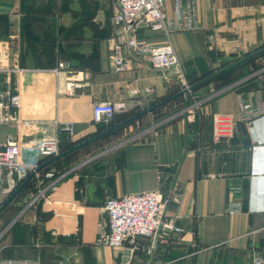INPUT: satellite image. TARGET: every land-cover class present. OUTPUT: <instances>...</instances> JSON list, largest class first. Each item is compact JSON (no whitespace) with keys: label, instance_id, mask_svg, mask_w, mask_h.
<instances>
[{"label":"crops","instance_id":"1","mask_svg":"<svg viewBox=\"0 0 264 264\" xmlns=\"http://www.w3.org/2000/svg\"><path fill=\"white\" fill-rule=\"evenodd\" d=\"M188 3L165 0L170 31L144 21L135 27L152 45L171 43L178 66L117 72L112 0H0V93L20 96L19 104L6 100L23 119L0 124V141L32 145L56 136L65 152L104 126L92 120L96 102L125 101L117 115L132 117L215 73L231 55L264 47V0H196L195 29L180 27ZM60 60L72 65L73 92L65 91L67 73L52 71ZM244 63L192 90L203 100L194 115L180 114L189 99L182 94L51 165L65 172L12 202L0 231V264H254L256 256L264 264V114L249 124L241 117L243 108L264 106V56ZM15 68L27 70L4 71ZM220 113L234 128L215 142ZM31 157L26 150L24 158ZM156 189L167 198L164 217L183 231L160 236L151 252L148 239L105 245L107 198ZM233 205L240 210L230 213Z\"/></svg>","mask_w":264,"mask_h":264},{"label":"built area","instance_id":"2","mask_svg":"<svg viewBox=\"0 0 264 264\" xmlns=\"http://www.w3.org/2000/svg\"><path fill=\"white\" fill-rule=\"evenodd\" d=\"M165 0H112V25L114 33L111 36L110 60L117 72L131 70L136 64L148 65L157 70L166 72L173 66H178L179 56L171 43L152 45L139 39L135 33L138 22H146L153 30L170 31L171 23L164 12ZM183 26L186 29L197 28V3L189 0L182 14ZM210 42L213 37H209ZM2 70V69H0ZM23 73L27 69H4ZM52 71L60 76L67 73L65 91L73 92L75 83L72 79L73 69L70 61L60 60ZM190 85L185 84L183 90L188 98H194ZM151 91V89H148ZM136 93V91H134ZM11 98L15 105L20 101L19 95H12L10 91L0 93V124L23 119L10 112L11 103L6 100ZM203 100L194 99L181 111V115H194L201 107ZM19 104V103H18ZM125 101H99L92 106V120L95 123L110 124L118 112L126 109ZM264 114V106L243 108L242 120L246 123ZM233 119L228 114H217L214 118L213 140L221 141L233 133ZM32 152L30 159H25V151ZM61 153L58 137H45L32 145H22L16 139L0 141V194L13 193L26 177L34 172V177L40 187L46 178L56 179L54 170L41 172L40 162L43 158H52ZM61 176V175H60ZM46 188L39 190L37 198L45 196ZM167 198L160 189L142 193L126 194L120 197H108L104 210L108 217V231L101 236V241L110 247H121L125 243L136 245L141 239L150 241L148 252L157 246L160 236L171 233H181L183 229L176 225L173 219L164 217ZM238 205L230 207L229 212L235 213L240 209ZM254 264H262L263 259L256 256ZM6 264H14L8 261Z\"/></svg>","mask_w":264,"mask_h":264},{"label":"water","instance_id":"3","mask_svg":"<svg viewBox=\"0 0 264 264\" xmlns=\"http://www.w3.org/2000/svg\"><path fill=\"white\" fill-rule=\"evenodd\" d=\"M262 53H264V47H262V48L258 49L257 51H255V52H253V53H251V54L239 59L238 61H236V62L224 67L223 69H220L219 71H216L215 73L207 76L206 78L198 81L197 83L191 85L189 89L190 90H194L198 86H201L202 84L212 80L213 78H215V77H217V76H219V75L231 70L232 68H234V67H236V66H238V65H240V64H242V63H244V62H246V61H248V60H250V59H252V58H254V57L258 56V55H260V54H262ZM186 92H187V90H182L179 93L175 94L174 96L169 97L168 99H164V100L160 101L159 103H157L156 105H153V106L147 108L146 110H144V111H142V112H140V113H138V114H136V115L124 120V121H121L120 123L115 124L114 126L108 128V129H106V130L94 135L93 137L87 139L86 141L76 145L72 149H69V150H67L65 152H62L59 155L53 157L50 160V162L64 157L65 155L77 150L78 148H80V147H82V146H84V145H86V144H88V143H90V142H92V141H94V140H96V139H98V138H100V137H102V136H104V135H106V134H108V133L120 128V127H122V126H124V125H126L127 123H129V122L137 119L138 117L144 115L145 113L150 112L151 110H153L157 106L165 104L167 101H169V100H171V99H173L175 97H178V96H180L182 94H185ZM41 167H39L38 169H41ZM33 176H34V172L29 174L28 177H26V179L19 184V186L13 191V193H11V195L6 199V201L0 206V212L3 211V209L6 207V205L16 196L17 193L20 192V190L26 185V183L29 181V179H31Z\"/></svg>","mask_w":264,"mask_h":264},{"label":"trees","instance_id":"4","mask_svg":"<svg viewBox=\"0 0 264 264\" xmlns=\"http://www.w3.org/2000/svg\"><path fill=\"white\" fill-rule=\"evenodd\" d=\"M246 56V55H245ZM262 56H264V53H262V54H260V55H258V56H256V57H254V58H252V59H250V60H248L247 62H245L244 64H246V63H250V62H253V61H255L257 58H259V57H262ZM239 60V59H238ZM224 65V64H223ZM228 65V63H226L223 67H225V66H227ZM243 65V64H242ZM239 66H237V67H235V68H233V69H231V70H229V71H227V72H225V73H223V74H221V75H219V76H217V77H215L213 80H211V82H217L219 79H221V78H224V77H226V76H228V75H231L237 68H238ZM197 82V80L196 81H194V83H196ZM206 84H209V82H207V83H204V84H202L201 86H204V85H206ZM201 86H198L197 88H195L194 90H196V89H198L199 87H201ZM172 95H174V94H172ZM171 95V96H172ZM174 99V98H173ZM169 102V101H168ZM168 102H166V104L168 103ZM189 102H191V100L190 99H188V104H189ZM156 104V103H155ZM166 104H162V105H160V106H158V107H156V108H154V110H157V109H159L160 107H162V106H164V105H166ZM154 105V104H153ZM153 110V111H154ZM139 112H141V111H138L137 113H139ZM130 117V115H117L116 114V116H115V118H114V120L110 123V124H108V125H106V124H104V126H100V128L98 129V133H100V132H102V131H104L105 129H108V128H110V127H112L113 125H115L116 123H119V122H121V121H123V120H125V119H127V118H129ZM132 122V121H131ZM130 122V123H131ZM122 127H124V126H122ZM122 127H120V128H122ZM119 128V129H120ZM118 129H116V130H114V132L115 131H117ZM111 133V132H110ZM106 136H108V134H106L104 137H106ZM74 145H72V147H73ZM63 151H65L64 149H63ZM70 155V154H69ZM68 156V155H67ZM50 160H51V158H43L42 160H41V162H40V167H41V169H40V171L41 172H46L48 169H50L51 168V165H53V164H55V163H58L59 161H61V159L59 158V159H57V160H55V161H52V162H50ZM65 172V170L63 169V170H60L59 172H57V171H55V173H56V176L58 177V176H60V175H62L63 173ZM28 177V176H27ZM25 180V179H24ZM23 180V181H24ZM37 181H36V177H32L31 179H29V181L26 183V185L20 190V192L19 193H17L16 194V196L6 205V207L3 209V211H5L11 204H12V202L14 201V200H16V199H18V197L19 196H21L24 192H25V190L26 189H28V188H34V186H35V183H36ZM20 184V183H19ZM19 186V185H18ZM3 211H1L0 212V214L3 212Z\"/></svg>","mask_w":264,"mask_h":264},{"label":"rangeland","instance_id":"5","mask_svg":"<svg viewBox=\"0 0 264 264\" xmlns=\"http://www.w3.org/2000/svg\"><path fill=\"white\" fill-rule=\"evenodd\" d=\"M220 56H223V55H220ZM247 56V55H246ZM239 59V56L237 55H231L229 57V59H226V60H222L220 63H219V66H221L220 69L223 68V66L228 63V64H232L234 62H236L237 60ZM224 64V65H223ZM220 69H217V71H219ZM216 72V71H215ZM192 95L194 96V98H189L191 100V102L196 99V100H200L199 98H197L195 96L194 93H192ZM97 152V151H96ZM94 152V153H96ZM11 195V192L9 193H2L0 194V206L6 201V199ZM13 204H11L5 211H3L1 214H0V231L5 227L6 223H7V220H4L5 216L7 215V212L10 211V207H12ZM4 220V221H3ZM9 220V219H8Z\"/></svg>","mask_w":264,"mask_h":264}]
</instances>
